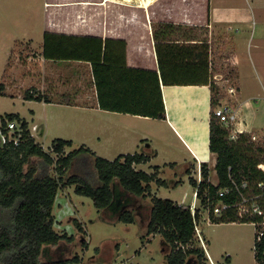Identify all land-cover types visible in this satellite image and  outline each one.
Returning a JSON list of instances; mask_svg holds the SVG:
<instances>
[{"label":"trees","instance_id":"trees-1","mask_svg":"<svg viewBox=\"0 0 264 264\" xmlns=\"http://www.w3.org/2000/svg\"><path fill=\"white\" fill-rule=\"evenodd\" d=\"M155 31L156 49L160 63V73L156 70L129 68L122 63L121 71L116 75L118 52H110V43L96 36H77L48 32L45 34L43 55L52 59H80L92 63L97 86L99 106L102 109L133 113L154 118H166L165 105L161 91L164 84H210L211 121L210 149L217 155L216 171L218 184L210 181V169L202 163V180L191 178L197 190L201 205L210 210L209 218L214 223L222 222H262L263 216L255 215L252 219L239 218L231 209L222 215H215L212 206L219 200L232 203L237 201L238 192L232 190L223 197L219 196L222 188L241 184L248 180L249 194H259V183L264 181V171L257 165L264 162V146L253 142L250 135L243 133L238 140L228 138V129L221 125L213 114V108L221 96L218 87L210 80V58L207 40L193 34L194 27L177 25L172 22L159 24ZM176 37V38H175ZM180 37L202 42L192 44L177 43ZM121 49L125 51V43ZM161 48L165 49L167 60L164 62ZM169 66L167 74L165 67ZM124 68V69H123ZM235 74H237L234 71ZM127 79L133 86L117 88L116 81ZM148 79V81H147ZM3 85H1V88ZM26 99L42 100L41 93L34 95L29 90ZM10 120H17L21 125L20 143L0 145V264H66L79 260L78 256L66 259L43 260L45 246L56 245L65 237L54 227L53 214L57 195L63 186L74 185L76 193L89 196L99 209L110 210L112 216L125 223L135 221V216L127 211L129 205H135L138 197H146L152 192V182L162 185L165 180L158 177L159 169L148 173L137 169L135 164L147 162L150 157L142 153L120 155L114 160L96 156L84 145L66 153V148L73 145L72 140L57 138L51 151L45 150L36 141L29 130V123L19 114H11ZM4 124L2 127L4 128ZM51 152L57 154L54 158ZM32 156L43 159L46 166H55V174H36L35 169L25 171V165ZM78 164L87 174H71L64 179L68 167ZM93 169V171H92ZM264 208V195L260 198ZM201 211L196 207L195 216L191 205L179 204L170 198L153 197V207L147 232L162 236L163 245L170 246L168 264H185L191 256L199 260L206 257L201 247L195 248L193 242L198 237L196 224L201 218ZM7 217V220L5 218ZM258 231L264 226H258ZM167 248V247H163ZM255 257L258 264H264V234L261 240L256 237Z\"/></svg>","mask_w":264,"mask_h":264},{"label":"crops","instance_id":"crops-1","mask_svg":"<svg viewBox=\"0 0 264 264\" xmlns=\"http://www.w3.org/2000/svg\"><path fill=\"white\" fill-rule=\"evenodd\" d=\"M43 3L42 25L38 22L37 2L35 16L29 19V23H24V30L15 36V46L29 40L36 45L42 44L43 49L45 34L48 32L115 40L117 42H111L109 48L110 52H118L117 60L114 61L117 76L122 63L129 68L156 70L160 73L154 34L156 29L160 30L159 24L165 22L211 29L222 26L230 29L225 24H235L234 39L243 45V51L237 54L243 56V63L250 68L258 66L260 69L261 57L257 61L256 52L259 51L264 57V0H44ZM39 26L42 27V35L35 39L27 29H38ZM120 41L125 43L124 53ZM176 42L192 44L202 41L180 37ZM161 55L166 62L164 48H161ZM42 59V72L45 80L49 78V85L38 86V94L43 96L38 101L59 106L57 108L60 110L54 112L56 120L66 121L73 133L71 139H66L73 142L69 149L75 145H78L76 148L84 145L96 156L109 160L124 154L148 155L150 159L147 162L135 164V167L148 173L155 172V167H158V177L165 180L162 185L155 181L151 184L153 193L158 197H161L163 191H172L171 188L186 183L184 178H171L168 182L167 178L161 176L166 167H179L181 173H189V183H192V177L198 181L202 163L208 164L210 175L213 173L217 155L210 149L212 92L209 82L164 84L160 79L166 112V118L160 119L100 108L90 61L47 59L44 55ZM211 65L210 58V68ZM165 69L169 74V66ZM261 75L263 78L260 82L264 83V71H261ZM115 86L125 89L126 86L131 88L133 84L124 77L116 81ZM65 113L68 117L63 116ZM45 129L46 125L38 127L41 133ZM29 130L32 135L30 124ZM171 138L181 145L183 152L174 148ZM215 173L216 181L213 182L211 176L209 179L218 184L216 169ZM195 190L194 187L193 194ZM170 199L184 204L179 199ZM198 228L200 233L197 236L207 250L206 238L199 225ZM207 255L215 264L208 250Z\"/></svg>","mask_w":264,"mask_h":264},{"label":"rangeland","instance_id":"rangeland-1","mask_svg":"<svg viewBox=\"0 0 264 264\" xmlns=\"http://www.w3.org/2000/svg\"><path fill=\"white\" fill-rule=\"evenodd\" d=\"M43 1L0 0V127L7 125L11 114H19L30 124L36 141L44 149L51 151L49 149L55 139H71L73 133L66 121L56 120L54 112L60 110L57 108L59 106L51 102V104L48 102L44 104L42 101L25 98L27 90L37 95L40 91L38 86L49 85V78L45 80L42 72V44L36 45L25 40L17 46L14 45L15 36L24 30L23 24L29 23V19L35 16L37 2L38 22L42 25ZM225 26L227 28L229 26L230 29L223 26L215 29L206 26L194 27L193 34L200 39L208 40L209 58L212 60L210 80L218 87L216 92L221 96L222 101L229 100L240 105L235 122L236 128L262 131L264 128V83L260 81L263 78L261 71H264V57L259 51L256 52L255 59L258 61L261 57L260 69L258 66L248 67L246 63H243L242 55L237 64L228 62L227 59L243 51V45L234 39L236 25L225 24ZM41 31V26L38 29L33 27L27 29V32L35 39L42 35ZM227 77L232 79L236 88L233 94H227L224 90ZM1 85H3L2 88ZM63 116L68 117L66 113ZM45 125V132L41 133L38 127ZM171 140L174 148L183 152L181 145L176 143L174 138ZM76 147L78 145L70 149L66 148V153ZM51 153L57 159V154ZM30 169H35L38 175L45 173L56 175L55 166H46L43 159L38 156H32L26 163L25 171ZM193 169L194 167H192V174ZM76 173L87 174L86 170L78 164H73L67 168L64 179ZM162 173L161 176L167 178L168 182L171 178L174 180L184 178L186 183L171 188L172 191L165 190L160 196L176 198L187 206L191 205L195 186L189 183V173H181L179 167L176 169L166 167ZM210 176V179L215 182V167ZM166 192L172 194L167 195ZM154 196L156 193L152 190L146 197H138L135 205H129L126 209L135 216V221L125 223L116 215L111 217L110 210L96 207L91 197L76 193L74 185L61 187L53 209L54 227L60 234H64L65 238L56 245L45 246L42 259L46 261L78 256L79 260L69 261L66 264H168V254L171 249L169 245H163L162 236L158 233L143 236L147 232ZM195 205L200 208L201 218L198 225L206 238L207 250L215 264H258L255 257L258 226L251 222L214 223L210 220L208 210L201 205L199 198ZM2 218L0 217V220H3ZM201 243L202 240L197 237L192 247H201L206 258L199 262L197 257L191 256L187 259H190L189 263L186 264H212L207 250Z\"/></svg>","mask_w":264,"mask_h":264},{"label":"built area","instance_id":"built-area-1","mask_svg":"<svg viewBox=\"0 0 264 264\" xmlns=\"http://www.w3.org/2000/svg\"><path fill=\"white\" fill-rule=\"evenodd\" d=\"M228 62H232L233 64H237L240 61V56L238 54L234 55L233 57L227 59ZM227 83L225 85V92L227 94H233L235 92V86L231 78L227 77ZM240 105H236L233 102L222 101L220 99L219 103L213 108V114L218 119L219 123L225 128L228 129V138L230 140H238L240 139L243 133H247L250 135V139L253 142L261 143L264 146V128L262 131H247V130H240L237 129L235 126V122L239 115ZM22 136L21 125L20 123L16 122V120L11 121L9 120L6 127H0V145H6L9 143H13L14 145H18L20 143V139ZM257 167L264 171V162H261L257 165ZM201 168L199 170V177L198 183L201 182ZM259 189H261V193L259 194H249L250 190V183L248 180L243 181L241 184L233 181V185L229 187H225L220 189L219 196L223 197L226 194L230 193L232 190H237L238 196L237 201L229 203L224 200H219L212 206V211L215 215H222L225 211H229L234 209L239 216V218H248L252 219L255 215L263 216L262 222H251L256 226H264V208L261 204L260 198L264 195V181L259 183ZM197 197V190L193 194V202L191 204L192 213L195 216L196 210V200ZM210 210H208V213ZM210 215V214H209ZM196 224V231L199 232L198 224ZM263 230H259L257 233V239L261 240L263 236ZM203 243V241H202Z\"/></svg>","mask_w":264,"mask_h":264},{"label":"flooded vegetation","instance_id":"flooded-vegetation-1","mask_svg":"<svg viewBox=\"0 0 264 264\" xmlns=\"http://www.w3.org/2000/svg\"><path fill=\"white\" fill-rule=\"evenodd\" d=\"M194 257H196V256H194ZM203 258H206V257H205V256H202V259H203ZM189 260H190V259H189ZM189 260H187V261L185 262V264H186V263H189ZM199 262H200V260H199Z\"/></svg>","mask_w":264,"mask_h":264},{"label":"bare ground","instance_id":"bare-ground-1","mask_svg":"<svg viewBox=\"0 0 264 264\" xmlns=\"http://www.w3.org/2000/svg\"><path fill=\"white\" fill-rule=\"evenodd\" d=\"M149 1H151V0H149ZM124 2V1H123ZM148 2H145V4H147Z\"/></svg>","mask_w":264,"mask_h":264}]
</instances>
